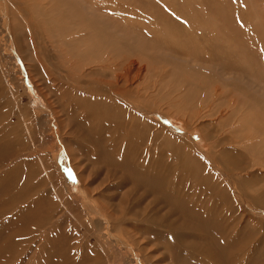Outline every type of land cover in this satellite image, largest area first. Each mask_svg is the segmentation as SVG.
<instances>
[{
	"label": "rangeland",
	"instance_id": "obj_1",
	"mask_svg": "<svg viewBox=\"0 0 264 264\" xmlns=\"http://www.w3.org/2000/svg\"><path fill=\"white\" fill-rule=\"evenodd\" d=\"M51 1L59 9L75 6L71 10L75 13L78 4L86 12L80 39L74 36L78 23L74 18L65 36L53 29L51 14L58 8H48ZM73 1L6 0V5L20 7L19 19H11L9 41L0 34V123L16 128L27 144L25 127L37 131L46 122L37 106L48 107L57 113L69 155L73 153L68 162L77 167H60L74 186L68 189L52 158L34 156L40 154L42 143H47L45 151L54 146L49 133L22 151L23 162L33 167L32 177L39 181L32 194L42 192L39 201L49 208L41 233L53 226L54 234L63 236L59 245L85 264H199L202 256L197 250L202 249V240L191 218L179 217L174 207L147 188L131 185L120 168L115 172L93 161L86 143L90 133L76 120L78 112L71 115L62 106L68 98L64 87H71V80L80 87V79L83 89L95 94L118 91L113 98L121 104L125 121L144 126L157 142L176 140L177 149L144 144L152 157L168 163V157L176 158L174 152L187 150L193 156L200 176L207 177L217 192L209 195L207 185L198 183L196 203L199 207L225 203L227 231L247 235L242 248L234 251L235 260L264 264V0ZM93 29L105 42L103 49L98 59L90 54L81 58L76 54L83 48L79 44L91 37ZM129 63V85L125 87L123 80L116 84L111 72L121 74ZM83 89L80 95L89 94ZM189 144L195 148L189 151ZM160 149L164 153L156 154ZM190 179L195 181L186 176V188L192 185ZM78 188L89 191L99 216L105 215L109 225L87 211ZM218 193L224 195L222 202ZM35 239L23 247L34 245ZM36 241L42 243L38 234Z\"/></svg>",
	"mask_w": 264,
	"mask_h": 264
},
{
	"label": "bare ground",
	"instance_id": "obj_2",
	"mask_svg": "<svg viewBox=\"0 0 264 264\" xmlns=\"http://www.w3.org/2000/svg\"><path fill=\"white\" fill-rule=\"evenodd\" d=\"M36 1L40 2L41 0ZM13 4L6 5V0H0V34L1 36L3 34L4 39L8 41L10 40L11 33L9 27L11 19H19L18 11L20 7H13ZM18 5H21V2H18ZM49 7L58 8V6L52 4V1L48 5V8ZM79 7L81 6L77 4V11L74 13L71 10L67 11L68 7L62 5L60 9L58 8L56 12L51 14L52 27L61 37L65 36L66 32L69 30L70 18H74L78 21V23L74 21L77 23V26H74L76 30L74 36L77 39L81 38V35L78 33H82L86 12L81 9L82 7ZM61 8H63L62 11ZM50 9L52 11V8ZM25 11L26 7L21 11L22 16ZM70 11L73 14L71 13L69 17L68 12ZM9 14L11 15L10 17ZM98 35L99 32L93 29L90 38L81 40L79 45L82 44L83 48L77 51L76 54L81 56V58L83 56H85V58L89 57V54L92 56V59L93 57H99V52L103 49L102 45H104L105 42L97 39ZM99 46L101 47L99 48ZM75 49L77 48L75 47ZM130 65H132V63H129L128 66L126 65V68L121 74L111 72L115 75L116 81L114 82L116 84L125 81V87L129 85L131 81V78H128V75H130ZM71 82V87H64L63 89V92L67 93L66 97L68 98H64L65 104L62 106L65 110H68L71 115L78 112L79 120L75 119L83 124L88 130L87 133H90V137L87 136L89 140L86 141V143L89 146V152L93 154V161L106 168L108 167L107 169L113 168L115 172L120 168L119 171L122 172L123 170L127 174L123 179H128L131 185L134 183L138 186L147 188L151 193H155L156 195H154L158 199H161L162 203L166 201L170 206L174 207L173 211L177 213L179 217L183 216L184 218L185 216L191 218V221L197 225V227L194 226L193 228L198 231L199 238L202 240V249L196 248L199 253H202L201 258H198L199 264H209V260L212 261V264H238L235 260L234 251L236 252L237 249L240 250L242 248L243 244L246 242L247 235L245 237L237 236V234L232 235L233 233L227 231V226L223 221L224 214L222 215L223 212L225 213V203L223 206L215 203V206L220 208L221 213L212 203H208L203 207L198 206L196 200L198 197V187L201 188L200 182H204L210 189L209 195L215 196L217 192H215V187L213 185L210 186L207 184V177L200 176V164L193 159V156L187 154V150H185V154L180 153V155L174 152L176 154L174 157L176 158L168 157V163L156 155L152 157L149 147L145 149L142 148L144 144L149 146L152 142H155L156 144L159 143L160 145H168L176 148V140L168 137V139L165 138L157 142V136L155 138V136L150 133L151 131L149 132L144 126H139L132 121H125V115L121 104L118 100L113 98V95H120L118 91L111 88L110 91L98 92L95 94V91L91 92L84 90L83 86H81L82 82L80 79L78 82L80 83V87L77 82L73 80H71ZM82 89L89 94L83 93L84 95H80L79 92ZM37 110H42L43 114H45L46 122L40 126L38 125L37 131L34 130V127H30L32 130L29 127H25V129L28 128L26 131L28 143L33 145L34 141H37L40 136L49 133V136L55 142V148L51 145L50 149L45 151L46 148H43V145L47 143H42L40 154L36 152L34 156H37L38 159L42 156H44V159L47 157L52 158L54 164H56L55 167L58 168L59 177L66 186H68L66 188L74 189V186L68 184V180H65L59 171L60 167H64L65 169L72 168V165L68 161H70V155L73 153L69 155V151L67 150L65 134L61 129V123L58 122V115L48 107L40 104L37 106ZM135 116V118L141 119V121L149 122L146 118L143 119V117L141 118L136 114ZM146 125L148 126V124ZM126 127L129 128V131ZM159 128L160 132L161 129L164 130L163 127ZM18 132L16 128H5L4 123H0V264H82L83 260L74 259L68 254L66 248L64 249L59 245V241L63 236L62 234L56 236L53 226L47 233H41L40 231V228L49 220V208L45 202L40 203L39 201L43 199L41 198L42 192L36 196L32 194L36 186H38L39 181L36 182L32 177V174H34L33 167L25 164L22 160L24 157L22 151L27 150L29 145L28 143L26 144V141L23 140L22 142V140H20L21 138ZM176 139L179 141L177 137ZM188 146L189 151L195 148H193L191 144ZM88 150L84 152L87 153ZM163 153L164 151L162 149L156 152V154L160 155ZM5 165L6 168L3 169ZM74 167L75 166H73V168ZM76 168L77 167L74 169ZM65 173H68V171ZM70 173L71 171H69V174ZM186 176H191L195 179V181L190 179L192 185H189V188L185 186V181L188 182V180H185ZM193 184H196L195 187H193ZM184 188H186V191L182 192ZM78 189L81 191L82 201L86 202L89 206L87 211L99 216L101 213L99 214V211L96 210L97 207L95 203L91 202L92 200L88 195L89 191L86 188ZM134 191H136V189ZM216 198L221 201L224 195L221 196L218 193ZM85 205L86 204H84V206ZM227 213L228 212H226V214ZM104 216L105 215H102V217L99 216V219L105 220L106 218ZM103 222L106 226L109 225L107 219ZM104 228L106 227L104 226ZM187 232L191 233V228H188ZM37 234L42 239L41 244H37ZM34 237H36L34 245H30V248L28 246L24 248V242H32ZM83 264H85V262H83Z\"/></svg>",
	"mask_w": 264,
	"mask_h": 264
}]
</instances>
